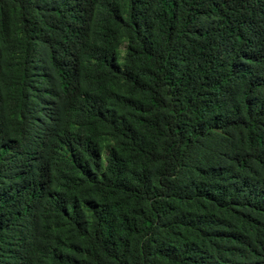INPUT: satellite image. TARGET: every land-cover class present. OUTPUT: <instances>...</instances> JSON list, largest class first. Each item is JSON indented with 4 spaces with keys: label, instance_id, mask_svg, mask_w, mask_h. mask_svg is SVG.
I'll list each match as a JSON object with an SVG mask.
<instances>
[{
    "label": "trees",
    "instance_id": "1",
    "mask_svg": "<svg viewBox=\"0 0 264 264\" xmlns=\"http://www.w3.org/2000/svg\"><path fill=\"white\" fill-rule=\"evenodd\" d=\"M0 264H264V0H0Z\"/></svg>",
    "mask_w": 264,
    "mask_h": 264
}]
</instances>
